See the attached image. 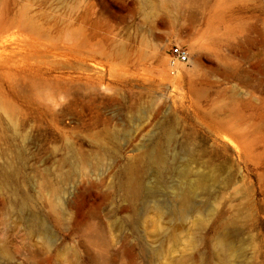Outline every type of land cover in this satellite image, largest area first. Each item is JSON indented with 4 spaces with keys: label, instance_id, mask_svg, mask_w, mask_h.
<instances>
[{
    "label": "rangeland",
    "instance_id": "obj_1",
    "mask_svg": "<svg viewBox=\"0 0 264 264\" xmlns=\"http://www.w3.org/2000/svg\"><path fill=\"white\" fill-rule=\"evenodd\" d=\"M0 264H264V0H0Z\"/></svg>",
    "mask_w": 264,
    "mask_h": 264
},
{
    "label": "bare ground",
    "instance_id": "obj_2",
    "mask_svg": "<svg viewBox=\"0 0 264 264\" xmlns=\"http://www.w3.org/2000/svg\"><path fill=\"white\" fill-rule=\"evenodd\" d=\"M177 70V66L175 68ZM178 72V71H177ZM162 159V158H160ZM163 160V159H162ZM152 163L155 165V167L158 169V173L161 176V171H162V166L164 164V162L160 161L157 162L155 159H151ZM161 179V177H160ZM200 188H198L196 185H189L186 188H181L177 191V205L175 208V214H183L186 211H198V208L196 207V205L193 203L192 201V197L195 195V192L198 191ZM139 187L137 186L136 183H134V181H131L129 183V187H128V195L131 198L137 197V195L139 194ZM229 237V236H228ZM220 248L221 250L227 251L230 250L231 247V243L230 241L227 239V237L225 235H223L220 238V242H219Z\"/></svg>",
    "mask_w": 264,
    "mask_h": 264
},
{
    "label": "built area",
    "instance_id": "obj_3",
    "mask_svg": "<svg viewBox=\"0 0 264 264\" xmlns=\"http://www.w3.org/2000/svg\"><path fill=\"white\" fill-rule=\"evenodd\" d=\"M169 64L171 71L170 73L172 75L177 73V70L175 69L177 65L186 64L189 60V54L188 51L178 45H173L169 50Z\"/></svg>",
    "mask_w": 264,
    "mask_h": 264
}]
</instances>
